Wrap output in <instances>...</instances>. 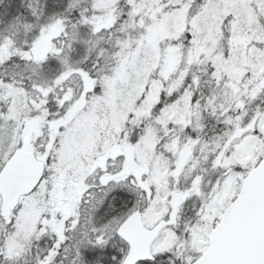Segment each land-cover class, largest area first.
I'll use <instances>...</instances> for the list:
<instances>
[{"label":"snow or ice","instance_id":"snow-or-ice-1","mask_svg":"<svg viewBox=\"0 0 264 264\" xmlns=\"http://www.w3.org/2000/svg\"><path fill=\"white\" fill-rule=\"evenodd\" d=\"M0 264H264V0H0Z\"/></svg>","mask_w":264,"mask_h":264}]
</instances>
